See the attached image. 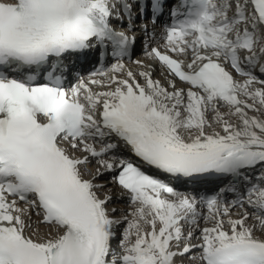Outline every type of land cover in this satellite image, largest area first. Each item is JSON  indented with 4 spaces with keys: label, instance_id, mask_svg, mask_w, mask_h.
<instances>
[{
    "label": "snow or ice",
    "instance_id": "snow-or-ice-1",
    "mask_svg": "<svg viewBox=\"0 0 264 264\" xmlns=\"http://www.w3.org/2000/svg\"><path fill=\"white\" fill-rule=\"evenodd\" d=\"M134 3L0 0V264H264V0H181L160 46L141 23L163 82L126 66ZM93 51L87 78L63 63ZM105 173L127 193L122 218ZM208 177L233 179L173 184Z\"/></svg>",
    "mask_w": 264,
    "mask_h": 264
},
{
    "label": "bare ground",
    "instance_id": "bare-ground-1",
    "mask_svg": "<svg viewBox=\"0 0 264 264\" xmlns=\"http://www.w3.org/2000/svg\"><path fill=\"white\" fill-rule=\"evenodd\" d=\"M132 60H142V59L135 57V58H132L130 61L126 62V66L128 68H130L133 71H137L138 70L137 66H136V64L131 62ZM85 78H87V76H85ZM154 78L160 79L163 82V80L157 74L154 75ZM94 90H96V89H94ZM221 111L222 112L226 111V109H221ZM260 118L264 119V116H261ZM77 155L79 156V155H83V154L77 153ZM91 163L92 164H90L89 169L91 170V172H94L95 169L97 167H99V165H97L94 160ZM89 169H84V171L86 173V178H90ZM106 177H107V175L104 174V175L98 177V179L96 181L98 184H103L104 185V188L100 190V194H101V196H103V195H110L111 196L112 199H111V201L108 204L109 210H111L112 208H115L116 212L114 214H112V215H114L115 218H122L121 217L122 213L130 212L132 210L129 207L127 194H123L121 192H117L116 188L113 187L111 181L106 179ZM22 206H23V204H22ZM245 207L247 208V205H245ZM247 210L249 212L252 211V209H250V208H248ZM236 211L240 212V211H243V209L237 208ZM32 219L34 221H37V222L39 221V217L36 216L35 213H33ZM122 225L123 224H121L120 227L118 229H116V231H117V239L119 238V233L122 230V227H123ZM203 226H205V225L203 223H201V227H203ZM207 226H210V225H207ZM39 230H40L41 234H43V233L48 232L49 228L45 227V226H40ZM113 248L116 249L117 251H120L116 240L113 241ZM178 264H179V261H178ZM183 264H190V262L187 259H185L183 261Z\"/></svg>",
    "mask_w": 264,
    "mask_h": 264
},
{
    "label": "rangeland",
    "instance_id": "rangeland-1",
    "mask_svg": "<svg viewBox=\"0 0 264 264\" xmlns=\"http://www.w3.org/2000/svg\"><path fill=\"white\" fill-rule=\"evenodd\" d=\"M122 226L124 227V225H122ZM123 227H122V229H123ZM120 230H121V229H120ZM118 239H119V238H118ZM118 239H117V240H118Z\"/></svg>",
    "mask_w": 264,
    "mask_h": 264
}]
</instances>
